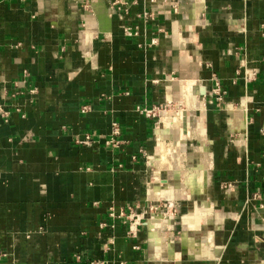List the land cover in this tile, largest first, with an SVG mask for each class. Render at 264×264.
I'll return each mask as SVG.
<instances>
[{"label": "crops", "instance_id": "crops-1", "mask_svg": "<svg viewBox=\"0 0 264 264\" xmlns=\"http://www.w3.org/2000/svg\"><path fill=\"white\" fill-rule=\"evenodd\" d=\"M126 1L0 0V264H264V0Z\"/></svg>", "mask_w": 264, "mask_h": 264}, {"label": "built area", "instance_id": "built-area-1", "mask_svg": "<svg viewBox=\"0 0 264 264\" xmlns=\"http://www.w3.org/2000/svg\"><path fill=\"white\" fill-rule=\"evenodd\" d=\"M129 6H130V3H129V1H126V0H111V2H110V8L116 12L127 13L129 10ZM140 16L146 18V17H149L150 14L146 11H143L140 14ZM122 30L126 36H134V35H137V33H138L137 29L133 28L130 25L123 26ZM210 93L212 96L213 95L215 96L214 100H215V103L217 105H220L223 102L225 90L221 87L219 81H217V80L215 81V84H214L213 88L211 89ZM88 109L89 108L87 106H84L82 108V111H86ZM136 110L139 111L140 113L146 114L148 116L149 115L155 116L157 113L158 107H156V108L155 107L154 108L138 107V108H136ZM260 133L264 136V114H263L262 124L260 127ZM119 136H120L119 124L114 122L111 125L110 133H109L107 140L105 141V144L107 146H110L111 148H115V149L119 148V146L121 144V140L119 139ZM78 142L81 144L89 146L92 144V138H91L90 134H84L83 137H81L78 140ZM129 213L132 216L133 210L130 207H129ZM110 215L114 216V213L111 211ZM121 215H123V212H121ZM137 215L138 214H136L135 217L133 216L135 218L134 220L133 219L130 220L131 222L129 224V226H130L129 232L132 234L134 233V229H135L134 227L137 225L136 223L139 222V218ZM90 264H106V263L103 260H91Z\"/></svg>", "mask_w": 264, "mask_h": 264}, {"label": "bare ground", "instance_id": "bare-ground-1", "mask_svg": "<svg viewBox=\"0 0 264 264\" xmlns=\"http://www.w3.org/2000/svg\"><path fill=\"white\" fill-rule=\"evenodd\" d=\"M188 99V98H187ZM191 99V98H190ZM190 99H189V101H190ZM191 101H192V99H191ZM170 113H167L166 114V118H167V115H168V118L169 119H166L165 120V122H166V125H167V127H169V126H172V127H174L175 126V123H173L172 121H175L174 119H170V115H169ZM179 116V115H178ZM200 136V135H199ZM202 136V135H201ZM207 154V153H206ZM205 154V156H204V158H205V160H206V158H207V155ZM160 158L159 159H157L155 162L156 163H161V162H165L166 161V159H169V161L170 162H172L174 165H176L180 160H181V158H182V156H179V154H178V149H177V146L174 144V143H172V144H170V145H168V147H165V148H163V147H161V152H160ZM162 158H164V160L162 159ZM168 161V162H169ZM182 161H183V159H182ZM178 165V164H177ZM193 173V172H192ZM186 180L187 181H190V179H191V175L190 174H188L186 177Z\"/></svg>", "mask_w": 264, "mask_h": 264}, {"label": "rangeland", "instance_id": "rangeland-1", "mask_svg": "<svg viewBox=\"0 0 264 264\" xmlns=\"http://www.w3.org/2000/svg\"><path fill=\"white\" fill-rule=\"evenodd\" d=\"M174 108H175L174 104H171V103H168V104L166 103L165 105L159 106L158 110H157V113H156L157 121H158L159 118H161L162 116L166 115L167 113L175 114L176 111L179 110V109L173 110ZM170 137H171L170 139H172V141L174 143H177V146L179 148V146H180L179 144H180L182 138L179 136V139H178L177 134H176V132L174 130L171 131V136Z\"/></svg>", "mask_w": 264, "mask_h": 264}]
</instances>
